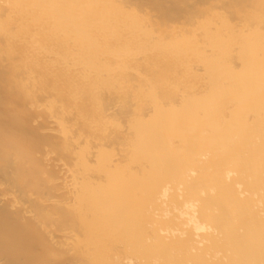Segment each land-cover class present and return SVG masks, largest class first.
Listing matches in <instances>:
<instances>
[{
    "label": "bare ground",
    "instance_id": "6f19581e",
    "mask_svg": "<svg viewBox=\"0 0 264 264\" xmlns=\"http://www.w3.org/2000/svg\"><path fill=\"white\" fill-rule=\"evenodd\" d=\"M0 264H264V0H0Z\"/></svg>",
    "mask_w": 264,
    "mask_h": 264
}]
</instances>
